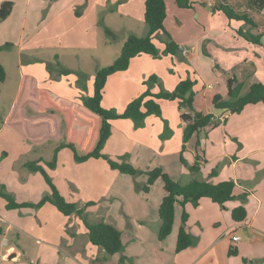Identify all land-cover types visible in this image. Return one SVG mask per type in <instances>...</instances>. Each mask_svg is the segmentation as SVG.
I'll use <instances>...</instances> for the list:
<instances>
[{
    "label": "crops",
    "instance_id": "crops-1",
    "mask_svg": "<svg viewBox=\"0 0 264 264\" xmlns=\"http://www.w3.org/2000/svg\"><path fill=\"white\" fill-rule=\"evenodd\" d=\"M73 1L75 0H65V9H60L59 6L55 7L54 4L45 10L47 8L43 4L45 0H0V8L4 3L9 4L10 7L9 15L0 22V46L9 44L2 51L16 50L18 56L30 57L26 58L27 66L22 67L19 76L14 77L17 88L21 77L30 75L35 78L39 87L69 101L82 103L84 99L92 96L94 75L102 67L101 58L108 55L106 54L107 50L100 51L99 43L103 47L104 45L99 41L101 32L98 18L101 14L106 15L103 13L104 9L111 10L119 3L124 7L122 19L125 20L127 26H130L132 20L137 21L134 17L138 18V21L140 20L139 16L143 17L146 0H87L90 5L81 12L78 9L76 16L70 10L71 5L69 4ZM76 1L73 4L75 9L82 3V0ZM190 3V9H180L172 0L165 2L167 16L164 28L180 47L178 54L162 56L160 59H153L148 55L141 54L131 59L126 71L117 72L108 77L101 103L104 109L117 113L123 112L130 101L147 90L145 82L150 76H155L158 80L157 83H151L149 86V90L153 94L159 92L160 86L164 91L172 92L181 80L187 77L191 78L196 84L193 87L196 107L211 115L222 112L214 108L212 100L216 94L223 97L227 95L228 79L233 78L237 81L234 86L237 84L242 86L240 95H244L253 83L264 84V35L262 36L264 11H257L250 7L247 0H230L228 2L232 10L238 14H245L253 21L254 26L250 27L242 22L235 25L222 12H212L211 8L216 5L215 0H190ZM42 9L46 12L41 13ZM169 13L173 15L172 18ZM216 20L221 22L220 25H213L217 23ZM240 27L253 35L261 34L259 44L249 43L238 36L236 30ZM41 28L46 29L44 34L49 32V39L44 40L42 44L35 40L30 43L31 36L35 35L34 31L38 32ZM125 32L126 37L134 34L131 30ZM147 32L148 27L144 26L141 35L137 36L144 37ZM64 34H69L67 43L63 41ZM15 41L18 43L15 44ZM153 42L160 52L164 50L163 44L156 39ZM203 51L208 56H205ZM209 52L215 55H211ZM34 54L42 56L38 58ZM217 55L224 60L222 64L225 67L233 66L229 72L224 73L225 67L222 65L219 71L220 84L213 85L214 76L208 81L205 80L202 68L211 56L218 60ZM108 60V64H111L114 60L113 55ZM7 78L8 76L5 79ZM200 82L202 86H200ZM159 104L161 115L147 116L139 125L129 119L112 121L110 137L104 145L103 153L111 160L129 163L141 171L161 168L170 176L173 174L175 178H182L181 184H186L191 179L210 180L208 178L211 177L205 180L201 176L198 177L199 173L192 175L183 166L180 168L179 155L184 127L180 119V111L176 101L161 100ZM259 104L262 103L247 106ZM7 115L3 122L4 127L0 128V132L3 131V136H0V154L8 158L9 151L22 150L20 155L14 157L17 166L20 167V178L19 180H17V176L12 178V173L9 175L10 171L2 165L0 166V184L5 186L7 192L18 203L35 204L48 194L47 189L49 188H47L48 185L42 175L38 172H28V169L24 167V163L36 160H40L38 164L46 169L60 195L68 202L78 203L80 208L84 206L86 215L90 211L99 209L98 206L103 201L112 203L118 198L127 201L126 194L130 198V186L125 191V187L122 185L126 182L124 174L111 170L108 164L101 159H89L86 162L77 163L74 161L72 151L62 148L56 154L55 168L49 169L46 166L49 161L44 154L42 155L41 150L51 142L37 147L39 150L32 153L30 147L33 145L7 127L5 123ZM227 125H230L229 119L222 124L218 123L214 130L222 127L225 130ZM4 128L6 130H3ZM197 139L198 147L196 148L193 144L192 141L195 143V138H193L189 142L192 143L191 148L188 143L183 153L188 165L194 163L196 155L200 159L199 166H201V162L205 161L204 152L202 155L199 152L206 150V138L203 133H200ZM53 143L52 158L61 141ZM187 154L192 157V162L186 158ZM223 156L231 161L233 178L222 177L219 172L217 175L215 173L214 179L208 182L217 184L223 181H233L236 186L235 196L246 192L247 199L249 197L251 199L250 202L248 200L243 205L246 218L241 223H236L231 218L232 225L226 234L210 238L202 225L198 232L190 230L187 225L190 216L186 213L188 217L185 228L192 239L197 240L198 248L195 250L193 242L191 247L179 252H183L182 256L178 255L179 258L171 264H230L228 257H235V261L241 259L240 264H264V249H260L264 248V162L259 158L251 164L247 163V166L241 165L242 169L239 168L237 172L239 159L244 160L245 156L237 158V156L227 153ZM262 157L264 158V155ZM182 169H185L187 173L184 174ZM256 188H259L258 192H254ZM149 192L143 194L148 195ZM164 195L163 191V197ZM207 201L214 205L211 206L213 210L216 209L217 204L208 198L200 199L197 206L207 204ZM88 202L93 205L85 207ZM227 203L222 207L217 206L224 209ZM190 205V203L184 207L178 203L175 205L174 223L170 237L173 234H175V238L177 237L180 226H176L179 218L177 206L181 208L180 215L182 217L184 208ZM88 220L98 222L102 219L90 220L88 218ZM103 221L113 225L105 218ZM113 226L115 227V225ZM240 230L248 237L246 242L242 240L238 232ZM85 233L86 230H83L72 215H62L49 203L39 209L7 210L5 200L0 197V264H100L99 260L106 259L108 255L97 247L93 249L94 246L88 243V237L84 236L82 241L79 240L80 236ZM234 234L241 238L238 243L230 241V237ZM166 239L159 243H164ZM248 246H252L253 249H249ZM230 248L236 250L235 256L228 255ZM243 259L247 260L246 263L243 262Z\"/></svg>",
    "mask_w": 264,
    "mask_h": 264
},
{
    "label": "trees",
    "instance_id": "trees-1",
    "mask_svg": "<svg viewBox=\"0 0 264 264\" xmlns=\"http://www.w3.org/2000/svg\"><path fill=\"white\" fill-rule=\"evenodd\" d=\"M172 1L180 9L191 8L190 0ZM229 1L215 0L216 5L211 8V11L222 12L229 21L235 20L253 27V21L245 14H238L232 10L228 5ZM247 1L248 5L255 10L264 11V0ZM165 2L166 0L145 1L143 18L148 27L147 35L144 37H138L134 34L127 36L116 59L110 65L96 71L92 96L84 99L82 103L69 101L39 87L34 77L23 75L5 121L7 127L33 146L39 147L48 142L61 141L54 151L52 160L46 163L49 169L55 168L56 154L59 149L66 148L72 151L74 161L77 163H83L89 159H101L108 164L111 170L120 174L132 177L144 175L146 181L141 187H138L143 193H147L153 183L160 179L165 195L158 209V241H163L170 235L174 223V208L177 203L182 207L187 203L197 206L200 199L208 198L222 207L225 203L238 198L241 205L232 209L231 218L234 222L241 223L246 218L243 203L247 200L246 192L239 196L234 195L236 186L233 181L212 184L208 181L191 179L188 183L181 184L172 180L161 168L141 171L129 163L111 160L103 153L104 145L110 137V123L112 121L129 119L139 125L147 116L161 115L159 101H176L180 111V119L184 126L179 160L190 174L199 173V156L194 157L192 165H188L183 157L186 145L195 138V147L197 148L199 145L198 134L207 135L218 126V123L212 120L211 114H206L196 107V97L193 91L195 82L191 78L187 77L181 80L172 92H166L160 86L159 92L153 94L150 92L149 86L151 83H157L158 80L155 76H150L145 82L148 87L147 90L130 101L123 112L117 113L113 110H107L101 105L108 77L117 72L126 71L131 59L141 54L148 55L153 59H160L166 55L176 56L180 51V47L164 28V21L167 16ZM9 9L7 3L1 6L0 22L9 15ZM236 34L252 44H259L261 38V34L253 35L242 27L236 30ZM154 39H158L164 45L162 52L157 49L153 42ZM8 46L9 44L0 46V51ZM203 53L208 56L205 51ZM216 68L218 69L217 63ZM5 78L4 68L0 64V83H3ZM235 83L237 81L233 78L227 80L228 92L225 97L219 94L214 95L212 105L216 110L240 114L247 105L264 104V84L253 83L244 95H240L242 86L240 84L234 86ZM39 162L40 160L28 161L24 163V167L31 172H38L42 175L50 190L49 194L44 195L35 204L18 203L7 192L5 186L0 184V197L5 200L6 209H39L44 204L49 203L64 216L76 215L79 217L92 246L103 250L108 256L119 253L122 250L121 233L103 220L89 221L85 214V208H79L75 203L66 201L58 192L46 169L38 164ZM213 176H215L214 171L210 173L209 177ZM91 205L93 203L88 202L85 207ZM187 217L186 212L183 211L181 225L176 237V253L191 247L193 243L191 235L185 228ZM236 254L234 248L229 249L228 255L235 256Z\"/></svg>",
    "mask_w": 264,
    "mask_h": 264
},
{
    "label": "rangeland",
    "instance_id": "rangeland-1",
    "mask_svg": "<svg viewBox=\"0 0 264 264\" xmlns=\"http://www.w3.org/2000/svg\"><path fill=\"white\" fill-rule=\"evenodd\" d=\"M64 2L65 0H45V3L43 4L45 7H47L45 8V10H47L54 4L55 7L59 6L60 9H65L66 6L64 5ZM76 2L77 1L75 0L71 4H69L71 5L70 10L71 12H73V15L78 13V9L81 12L82 10H85L88 5H90V2H88L87 0H82V3H80L75 9V7L73 8V4ZM121 6L122 4L119 5V3H117L115 8L113 7L111 10L107 8L104 9L103 13H105L106 15L103 16L101 14L98 18V26L101 32L99 41L104 45L103 47L99 43L100 51L107 50L106 54H108L107 56H103L101 58V68L110 65L108 64V59L111 55H113L114 60L119 55L123 42L126 40L125 38H127L125 32L126 30H131L135 35H141L143 27H147L142 16H139V21L138 18L134 17L138 22L132 20L131 25L127 26L125 20L122 19V10L124 7ZM41 11V13L46 12L43 11V9ZM169 15L172 18L173 15L171 13H169ZM216 22L217 23L213 24L214 26H216L217 24L220 25L221 23L217 20ZM232 22L235 25H239L238 21L234 20ZM45 31L46 29L44 28H41L38 32L37 30H35L33 33L35 35L32 34L33 36H31L32 39L30 43L35 40L36 42L42 44L44 40H48L49 32L46 33V35L44 34ZM68 36L69 34H64L63 41L66 43L69 42ZM156 40L159 42L158 39ZM14 43L17 44L18 42L15 41ZM209 53L211 55H215L212 52ZM34 55H36V57L38 58H41L42 56L38 54ZM26 58L30 57H20L16 54V50H4L0 52V64L3 65L2 67L4 68L5 76H8V78L5 79L6 81H4V83H0V128L4 127L3 122L5 116L7 115L16 95L17 82L14 77L19 76V71L22 69V67L27 66V63L25 62L27 61ZM217 58L218 60L211 56V58L206 60L207 64H205L204 68H202V75L205 80L208 81L210 80L209 78L214 76L215 79L212 82L213 85H215V83L220 84L219 71L224 61L219 55H217ZM216 63L218 65V69L216 68ZM232 66L225 67L223 65V67H225L223 69L224 73L229 72ZM201 82L200 86H202ZM195 85L196 84L194 83V86ZM223 85L225 84L223 83ZM212 110H214V108H212ZM229 114L230 125H227L225 130H223L222 127L218 128L217 130H213L211 133H208V135H204V138H206L205 141L207 143V147L206 150L204 148V150L202 151L199 150V153L201 155L202 152H204L205 161L201 162V166H199L201 169L199 171L198 177L201 176L205 178V180L209 177L212 171H214L216 175L221 172L222 177H232L234 173H231V161L229 158H225L223 156L225 153H227L228 155L237 156V158H242L243 156H245L244 160L239 159L240 163L237 166V172L239 168L242 169L241 165L247 166V163L251 164L253 161L259 158H261V160H263L262 162H264V158L262 157L264 155V105L259 104L257 106H247L240 114H231L230 112ZM3 130L6 129L4 128ZM0 136H3V131L0 132ZM192 142L193 144H195L194 141ZM53 144L54 143L51 142L50 145H47V147H44L41 150L42 155L44 154L47 161L49 162L52 160L51 153ZM189 145L191 148L192 143H189ZM30 149L32 150V153L39 150L37 147L33 146L30 147ZM21 153L22 150H15L12 152L9 151L8 158H6L5 155L0 154V166H5L10 171L9 175L12 173V178H15L17 176V180H19L20 178V167L17 166V162L15 161L14 157H17L15 155H20ZM186 158L190 162H192V157L189 154H187ZM180 166V168H183L182 164ZM172 171H174V169H172ZM182 171L184 172V174L187 173L185 169H182ZM28 172L31 171L28 170ZM123 176L126 182L122 185H124L125 191L127 190V187L130 186V198H128V194H126L127 201L121 200L119 198L115 199V202L112 203H109V201H103L101 202L100 206H98V208L100 207L99 209L90 211L89 214L86 215L87 219L89 218L90 220H103L105 218L106 221L115 225L116 229L121 233L122 250L113 256H107L106 259L101 258L99 260L100 264H171L175 262L179 258L178 255L181 257L183 254V252L179 254L175 252V234L171 235V237L169 236L162 244L157 240V231L159 227L157 210L163 197L162 181L160 179L156 180L150 187L149 194L145 195L142 191H140V189H138V187H141L146 181V177L144 175H138L136 177L128 175ZM169 177L172 180L182 183V178H175L173 174L172 176L169 175ZM208 179L212 180L214 178L211 177ZM43 184H45L44 181ZM116 186H118V183H116ZM258 190L259 188H256L254 189V192H258ZM47 191L49 194V189H47ZM248 200L250 202V197L246 200V202ZM207 202V204H201L199 206H194L191 204L192 206L190 205L184 208L185 212L190 216L187 225H189L190 230L194 232H198L200 225H202L210 238L223 236V234H226L228 228L232 225L231 209L241 204V201L236 198L233 201L227 203L224 209L218 207L219 205H216V209L214 210L211 207L214 205H212L210 201ZM246 202H244L243 205ZM180 211L181 208L177 206V213L179 214V218L177 219L176 226L181 225ZM72 216L77 221V223L80 224L83 230H85L80 218L76 215ZM72 226L74 227V224H72ZM238 232L242 240L246 242L248 240V237L241 230ZM84 236L87 238V233L80 236L79 240L82 241ZM193 242L195 243L194 246L196 250V248H198L197 240L195 239L193 240ZM248 248L251 250L253 249L252 246H248ZM93 249H95V247H93ZM260 249L264 248L261 247ZM92 252L93 251L91 250V253ZM228 258L230 264H240L241 262V259H237V261H235V257ZM245 261L247 260L243 259V262Z\"/></svg>",
    "mask_w": 264,
    "mask_h": 264
},
{
    "label": "built area",
    "instance_id": "built-area-1",
    "mask_svg": "<svg viewBox=\"0 0 264 264\" xmlns=\"http://www.w3.org/2000/svg\"><path fill=\"white\" fill-rule=\"evenodd\" d=\"M208 88H211V86H208ZM229 116H230L229 112L222 111L219 114L212 115V120L214 122H217V123H224V122H226L229 119ZM240 239L241 238L238 235H236V234H234V235H232L230 237V241L232 243H238L240 241Z\"/></svg>",
    "mask_w": 264,
    "mask_h": 264
}]
</instances>
